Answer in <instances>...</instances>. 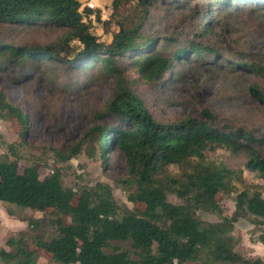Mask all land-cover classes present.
I'll return each mask as SVG.
<instances>
[{
  "label": "trees",
  "instance_id": "16d2710c",
  "mask_svg": "<svg viewBox=\"0 0 264 264\" xmlns=\"http://www.w3.org/2000/svg\"><path fill=\"white\" fill-rule=\"evenodd\" d=\"M130 1L112 0L113 21H100L99 12L94 13L104 32L110 23L115 27L109 43H103L92 34L91 24L84 22L93 12L80 11L77 0H0L1 26L62 32L42 47L0 42V65L25 71L33 59H50L63 68H98L115 81L113 98L96 113L97 122L115 123L97 124L84 138L97 143L95 151L103 165L111 154L121 155L127 179L120 185L130 190L127 200L133 206L118 207L108 185L76 193L63 184L59 169L40 178L38 165L19 168L16 161L1 157L0 203L41 213L42 219H25L27 228L39 234L41 228L49 227L53 234L46 238L42 233L31 240L23 234L9 238L10 250L0 248V264H39L38 249L50 256L52 264H264V259L245 258L237 252L241 238L233 234L239 219L248 217L259 228L257 243L264 246V187L237 192L233 183H238L239 176L206 158L207 152L217 149L244 155V167L264 182L260 150L264 132L218 125L216 116L207 110L199 118L158 123L125 83L121 67L127 59L132 69L152 82L188 57L218 56L222 53L208 43L212 29L229 26L236 15L264 17V0H134L133 5ZM156 1L165 9L194 2L203 16L192 37L170 41L154 36L149 21ZM156 44H160L158 50ZM232 63L264 77V68L255 63L238 57ZM248 91L264 109V93L255 86ZM0 118L16 121L18 139L24 143L26 116L2 92ZM80 145H73L66 154L55 151V155L68 162L78 155ZM172 169L181 173L175 175ZM233 192L234 211L225 217L220 197ZM169 196L180 202L170 203ZM138 203L143 210L135 207ZM47 210L49 216H45ZM204 215L217 221L208 222ZM63 217L70 218V224Z\"/></svg>",
  "mask_w": 264,
  "mask_h": 264
},
{
  "label": "rangeland",
  "instance_id": "374dc122",
  "mask_svg": "<svg viewBox=\"0 0 264 264\" xmlns=\"http://www.w3.org/2000/svg\"><path fill=\"white\" fill-rule=\"evenodd\" d=\"M77 1L82 6L80 11L89 9L86 3L94 4V8L90 9L92 17L84 19V22L91 24V32L100 42L109 43L115 27L110 23L109 30L104 32L102 25L94 19V13L99 12L100 21H113L112 0ZM158 2L151 11L149 21L154 36L170 41L192 37L198 27V19L203 16L195 3L186 2L178 9H165ZM133 4L135 1L131 0L130 5ZM231 20L229 26L213 28L208 38L209 45L216 51L231 56L188 57L177 62L167 76L152 82H147L132 69L129 60L121 62L125 83L153 120L174 123L186 118H199L201 111L207 110L216 116L218 125L264 132V109L253 101L248 91L255 86L264 93V77H256L232 63L238 57L264 68V17L259 14L252 18L236 15ZM61 33L59 30L0 25V42L42 47ZM73 46L78 47L77 43ZM159 47L160 44H156L155 50ZM31 62L25 71L0 65V92L26 116L28 127L24 143H20L16 121L0 118V158L16 161L19 168L38 165L40 178L52 169H59L63 184L76 193L84 188H94L97 184L108 185L116 205L131 209L133 206L127 200L130 190L120 185V181L127 179L121 155L111 154L107 165H103L95 151L97 143L84 138L86 132L97 124L112 126L115 123L113 120H96V113L113 98L115 81L98 68L86 71L63 68L50 59H33ZM78 143L81 144L80 152L68 162H62L55 155V151L66 154ZM260 150L264 157V143ZM206 158L239 176L238 183H233L237 192L255 187L263 190L264 182L244 167V155L217 149L207 152ZM171 171L175 175L181 173L178 169ZM234 196L235 192L220 197L225 217L231 216L234 211ZM76 199L77 196L74 202ZM168 200L173 204L180 202L175 196H169ZM135 207L143 210L142 204L138 203ZM49 213L50 210H47L45 216ZM42 217L41 213L0 203V248L10 250L6 246L7 240L19 234L28 240L42 233L48 238L53 234L51 228H41L42 233L36 234L25 223V219L39 220ZM203 219L217 221L211 215H204ZM63 221L65 224L71 222L68 217H63ZM258 229L248 217L239 219L234 226L233 234L241 238L236 251L245 258L264 259V246L256 241ZM38 255L39 264H52L50 256L43 250L38 249Z\"/></svg>",
  "mask_w": 264,
  "mask_h": 264
},
{
  "label": "built area",
  "instance_id": "2783aa9c",
  "mask_svg": "<svg viewBox=\"0 0 264 264\" xmlns=\"http://www.w3.org/2000/svg\"><path fill=\"white\" fill-rule=\"evenodd\" d=\"M85 6H87L89 8V10L94 8V4H92V3H86ZM81 8H82V6H81Z\"/></svg>",
  "mask_w": 264,
  "mask_h": 264
}]
</instances>
